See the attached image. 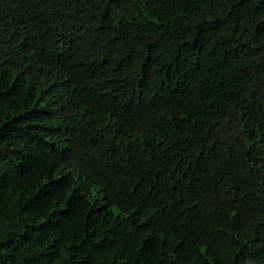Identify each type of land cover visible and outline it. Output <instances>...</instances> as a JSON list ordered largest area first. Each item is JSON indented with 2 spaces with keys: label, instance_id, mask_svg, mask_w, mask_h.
Segmentation results:
<instances>
[{
  "label": "trees",
  "instance_id": "trees-1",
  "mask_svg": "<svg viewBox=\"0 0 264 264\" xmlns=\"http://www.w3.org/2000/svg\"><path fill=\"white\" fill-rule=\"evenodd\" d=\"M0 264H264V0H0Z\"/></svg>",
  "mask_w": 264,
  "mask_h": 264
}]
</instances>
